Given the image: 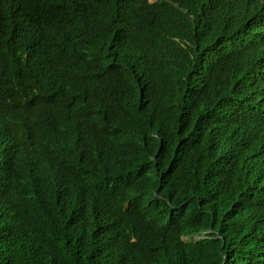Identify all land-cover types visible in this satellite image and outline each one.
Segmentation results:
<instances>
[{
	"label": "trees",
	"instance_id": "16d2710c",
	"mask_svg": "<svg viewBox=\"0 0 264 264\" xmlns=\"http://www.w3.org/2000/svg\"><path fill=\"white\" fill-rule=\"evenodd\" d=\"M74 20L89 54L69 44ZM41 38L47 57L65 49L62 74L34 59ZM42 70L65 88L52 150L16 96ZM0 96V131L19 125L40 163L26 147L0 177L42 193L0 264H264V0H0Z\"/></svg>",
	"mask_w": 264,
	"mask_h": 264
},
{
	"label": "clouds",
	"instance_id": "9594fccd",
	"mask_svg": "<svg viewBox=\"0 0 264 264\" xmlns=\"http://www.w3.org/2000/svg\"><path fill=\"white\" fill-rule=\"evenodd\" d=\"M124 0H114V2H121ZM159 0H148L149 3H155ZM54 18L52 17L51 20L47 24H42V26H46L47 29L44 30L46 33L50 32H57L56 26L52 23ZM73 28H74V34L72 39L69 41L70 46H74L77 51H80V54H89L91 53L90 48L88 47V43L81 42L85 38L89 37V33L87 30H85L77 21L72 22ZM57 42V41H56ZM49 44V41H47V38H41L38 39L36 51L41 55V59L34 58L36 60H48L52 57H55V61H53L54 64V70L57 74H62L66 69H68L71 66V63L67 61L66 57V51L65 49H62L61 54L57 52L58 47L53 49L49 52L48 57L45 56L47 54V49L45 46ZM80 44V45H79ZM53 48V47H51ZM163 51L165 53L168 52V48H163ZM74 57V56H73ZM87 61L93 62L96 59V56L94 57H88L85 56ZM78 60L83 61L82 58L77 57ZM156 59L151 61L152 66L158 71L160 78L164 74L166 69L159 68L158 64L154 65V62ZM76 63V58L72 62V64ZM51 64V63H50ZM61 79L56 78V76H50L47 75L43 70L36 73L33 76H30L28 78H25V84L20 83L21 87L18 89V94H16L17 99L19 100V103L21 106L26 105L27 103L34 106L35 110H32L27 113L25 118V125L29 127V129L34 132L35 134H38L41 141L46 144L45 148L46 150H52L56 143V138L52 137V134L46 130V124L44 121L47 118H50L54 115V112L52 108L58 104H60L63 101L64 98V89L63 85L60 83ZM95 81L98 82V84H106L108 81L107 78V72L104 68L98 67L96 70V77ZM5 102L3 101L2 97L0 96V103ZM19 125L17 126H9L4 131H0L2 134H6L7 142L9 140H12L11 143L7 145H0V162L4 160H8L10 158H14L15 162L12 165L11 168H9V171H12L17 164L20 162L22 155H24L27 152V148H30V160L34 161L37 165L40 163L38 162L37 158L34 157L37 155V152L32 148L31 145H27L23 141V137H21V134L19 132ZM80 141V139H77V143ZM85 141L87 139L85 138ZM76 143V144H77ZM49 144V146H47ZM26 145V146H25ZM90 147V146H89ZM92 150V148L90 149ZM5 166L2 167V173L5 175L7 174ZM6 172V173H5ZM140 182H143V179L140 177L137 179ZM4 188L5 190H10L11 195H7L6 197H2V194L0 192V239H18V226H19V218L21 215H31L28 212L29 206L33 202H36V210L33 211L32 214L37 213V211L41 208L42 205V193L38 191L35 187L31 185H27L24 183H21L14 179H9L6 177H0V189ZM155 197H158V193L156 191H151ZM134 198L139 197L140 193H134L131 194ZM115 197L118 199H123L121 206L124 211H128L131 208V201L132 198L126 199L125 196L121 195L119 193V190H115ZM114 197V199H115ZM22 201V205H26L25 208H20V204H18V201ZM155 198H150V201L145 204V207L152 205ZM198 238V236H196ZM21 244L28 245L30 243V240L28 239H22L20 241Z\"/></svg>",
	"mask_w": 264,
	"mask_h": 264
},
{
	"label": "water",
	"instance_id": "95a60500",
	"mask_svg": "<svg viewBox=\"0 0 264 264\" xmlns=\"http://www.w3.org/2000/svg\"><path fill=\"white\" fill-rule=\"evenodd\" d=\"M12 142V140H9L8 142H7V139H6V137L4 138V141H2L1 143H4L5 145H7V144H9V143H11ZM47 146H49V144H47ZM14 162H15V159L14 158H10V159H8V160H4V161H2V162H0V172L2 171V167H4L5 166V168H6V172L8 173L9 172V168H11L12 167V165L14 164ZM5 172V173H6ZM1 176H4V173H2L1 172V174H0ZM33 176H35V173H34V175ZM67 185V182L65 183V186ZM38 191H40L41 190V187L40 186H37V185H35L34 186ZM68 188H70V187H67V188H65V189H68ZM72 189H74V187L72 186ZM0 192H1V194H2V197L4 196V197H6L7 195H11V193L12 192H10V190H5L4 188H1L0 189ZM18 204H20V205H22V201L21 200H19L18 201ZM140 204H142V203H136V207L137 208H140V209H142V205H140ZM143 204H145V202L143 203ZM27 206H29V209H28V212L31 214V215H33L32 213H33V211H35L36 210V202H33L31 205H27ZM26 205H22V206H20V208H25V207H27Z\"/></svg>",
	"mask_w": 264,
	"mask_h": 264
}]
</instances>
